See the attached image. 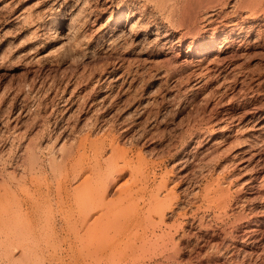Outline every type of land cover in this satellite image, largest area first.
<instances>
[{
    "label": "rangeland",
    "instance_id": "1",
    "mask_svg": "<svg viewBox=\"0 0 264 264\" xmlns=\"http://www.w3.org/2000/svg\"><path fill=\"white\" fill-rule=\"evenodd\" d=\"M133 1L0 0V264H264V229L260 230V233L258 232L259 236L257 237L250 229L254 226L248 223L253 215L264 212L263 186L259 189L257 187L254 190L249 189L250 179L252 178L255 179V184L256 182L264 184V151L252 161L248 158L239 159L241 154H237L238 157L232 156L233 153L243 151L250 144L258 149L262 147L261 145H264V0H254V5L251 4L253 0L248 3L250 6L255 7L256 10L254 9V11H252L253 6H251V9L248 5L245 6L246 8L244 7L245 9L243 8L245 1L228 0L229 2L219 12L221 18L217 21L218 25L224 21V24L227 23L228 25L227 30H229L237 24L235 29L239 30L241 35L235 37L237 43L234 50L240 49V53L246 51L244 55L241 54L242 57L234 58L235 60L233 58L227 59L226 62H221L219 65L215 63L216 59L214 58L212 62L216 65L213 63L209 65L213 67H210L212 70L204 68L203 71L201 70L202 73H200L201 71L198 73L194 69L192 71L191 67H184L183 71L177 73L178 75L169 73L162 64L160 65V62L163 63V58L166 55L171 57L175 53H178L175 57L178 59V65H181L183 61L185 62L187 57L189 61L192 60L193 57L190 56L187 50L188 47H186L189 46L191 38L188 37L182 40L183 31L172 29L165 16L161 17V15L156 14L155 19L156 15H154L155 12L151 9L152 7L145 6V9L142 3L130 7ZM171 2H169V5ZM128 8L132 9L131 13L133 11L132 17L127 22L128 25L136 23L140 26L149 25L148 29L147 26H144L145 30L143 29L144 31L138 36L137 41L140 42L139 48L145 49L141 50L147 52L151 49L153 55L148 56L149 58L147 57L148 59L140 64L141 66L135 62L132 65L133 58L130 61L129 59H116L117 50L111 46L115 35L120 31V26L115 23L116 16L121 9ZM138 11L144 12L143 14L147 16L144 18V15H141ZM259 11L260 13H258ZM53 14L58 15L63 26L73 23L77 34L82 35L81 43L83 46L80 52L69 53L64 51L63 53H66V56L63 53H58V49L65 48L63 45L64 40L59 39L64 29H61L58 25L52 31L47 29ZM148 15H151V18ZM71 20L72 23H70ZM221 37H225V32H222ZM254 39L257 40L253 41ZM181 41L184 42H182V46H180ZM249 42H251L250 45ZM131 43V39L124 40L125 46L131 45ZM219 45V43L216 44L214 50L218 49ZM167 46L168 48H166ZM160 49L162 52H160ZM213 51L212 54L209 52V60L210 57L213 58L216 55V52ZM171 52L173 53L171 54ZM130 65L131 67H129ZM160 66L161 68H159ZM214 68H216L215 71ZM133 69L134 73L137 74H132ZM123 70H126V74L128 72V76L124 73V78H121V81L115 85V80H111L112 76ZM208 71L211 72L208 73ZM204 72H206L205 76ZM211 73L220 75V78H224L223 82L219 78L218 84V80L215 81L217 75L213 79ZM205 77L208 79L207 83ZM109 88L112 91L113 98H118H114L117 104L122 107L124 105L125 113L129 115L131 112L129 116L133 115V119L136 120L137 126L135 125L127 137L122 136L119 125L112 126L115 121V117L111 115L112 113L106 108L104 110L102 108V100L100 99L110 90ZM208 91L210 92L208 93ZM211 92H213V95L209 98ZM203 93L208 96H205V98ZM231 106L233 117L228 122L232 120L235 125L240 124L239 127L236 125L239 134L237 132L233 133L232 129L225 130V124H229L224 121L222 123V120H216L219 116L212 117L211 114L214 110L219 113L220 110L224 111L225 108ZM135 114L138 115L135 117ZM111 121L112 125L109 123ZM211 121L213 123L217 122L216 126L215 123H210ZM93 123H96V125H93ZM104 123L106 126L111 125L113 128L111 126L106 127ZM210 124L214 127L212 125L210 127ZM204 125H206V128ZM241 125L246 128L239 129ZM99 128L100 130H98ZM118 128L119 130H117ZM202 128L205 129L202 131ZM101 129L104 130L101 131ZM143 129L145 130L141 134L140 130ZM198 130L201 131L200 135ZM119 131L121 134H119ZM201 134L205 135V138ZM225 134H228V139L225 138ZM223 136L225 139L222 138ZM237 137L238 139L235 140ZM116 138H119L117 139L119 141ZM214 138L215 140L221 138L222 140L219 141L223 142L218 144V140L213 141ZM80 140L87 145L86 155L84 154L82 160L80 159L83 163H86L85 166L96 164L98 160L93 158L95 155H93L94 151L91 148L92 142H96L97 145L101 144V146L104 144V147H107L106 150L108 151L104 158L111 155V144L114 142L118 144L119 142L120 148L128 153L130 157L129 162L124 159L120 162L123 167L125 164L126 173L123 174L118 184H121L124 189L130 187L129 190L133 189L134 192L138 190V192L136 191V197L140 195L146 200L153 188L152 186L155 184L154 182L156 181V184H158L159 178L161 179L164 173L168 176L171 174L170 176L175 180V183L172 182L170 188L175 193L177 191L179 198L183 196L185 198H182L183 201L188 200L184 203L188 205L186 206L187 209L184 205L182 207L185 208H182V211L180 210L181 216L184 211L183 216L187 214L186 217L182 218L178 215L179 217L170 218L168 224L171 223L172 226H177L174 227L175 230H172L173 227L171 226V228L169 224L170 228L168 227L166 232L171 234L164 238L153 237L149 228L140 230L139 235L126 232L120 237L115 233L117 220L112 219L116 224L114 225L113 221L110 220L111 217L108 219L112 223L104 220L107 225L103 224L105 227H102V229L100 227L103 225H100V222L99 225L97 223L98 227L96 223L95 226L88 225L93 227L92 231L89 232L90 229L88 230L86 224L85 226L82 225V220L85 218L84 214H86V212H81L83 208L80 205L83 203L81 202L82 204L78 206L73 201H79L80 198H83L82 196L79 199L75 198L79 195L75 194L72 189L76 185L80 186L81 189L82 185L78 182L81 183L85 176L84 174V176L75 179V175H72L76 174L77 171L72 167L75 166L73 165L74 161L79 160L80 156H77V154L76 159L67 163V166L62 167V169H60L59 164L62 163L59 157L60 152L63 151L61 149H64V147L69 148L73 144L76 145ZM196 140L198 144L200 143V146H197ZM203 141H206V143ZM211 141L216 143L213 145ZM236 141H240V143ZM241 141L244 142L241 143ZM51 147H54L53 149L56 152ZM51 149L55 152L54 156L57 155L58 157H56L60 158L56 161V167L53 164L54 168H52V161L49 158L50 154H53ZM262 149L264 150V146ZM224 152L226 154H223ZM197 153L200 154V158L198 155H194ZM218 153H221L220 158ZM213 156L218 159V163ZM188 158L189 161L186 162ZM205 158L207 160L208 158H214L215 162L210 159V162L211 160L212 162L208 161L211 164L208 165ZM179 159L184 161H179ZM198 160L200 163L202 162V167V164L207 162L204 166L208 165L210 170L205 167L202 170ZM202 160H204V163ZM72 162L73 164H71ZM184 162H186V165L183 164ZM151 163H154L153 166H151ZM195 163L197 164L196 167L201 168H195ZM224 163L226 169L224 168L225 165L223 166ZM70 164L71 167H69ZM155 164L156 166H154ZM68 167L69 169H67ZM179 167L180 171L178 170L177 173ZM65 168L67 171L66 179ZM171 168L173 171H171ZM166 169H170L171 173L165 172L168 171ZM132 170L133 173H136L133 174ZM147 171L150 174L148 179L144 175ZM154 171L158 174L157 177L151 174ZM186 171L192 172L193 175L186 174ZM138 172L145 173L140 174ZM161 172H163L162 175H160ZM131 173L132 176L135 175L133 178ZM181 173H183V176ZM184 174L188 176L186 177ZM87 175L86 173V177ZM137 178L140 179L136 181ZM144 178L146 180H143ZM177 179H181L182 182ZM213 179H217L218 183L223 182V186L225 184L224 187L227 186L229 189L228 213L226 215L218 208L216 209L217 206L215 205L207 207L208 202L206 203L204 198V193L207 190L205 185L207 181L208 183L215 181ZM178 181L180 182L176 183ZM224 181L230 185H226ZM126 184L128 186L125 188ZM139 184L143 186L141 188L143 193L140 189L141 186L137 188ZM214 184V187H216V183ZM59 185L64 197L67 195L64 194L67 190L65 188H70L74 192L69 193L71 195H67L63 199L64 205H62V201L59 200L61 198L57 195ZM63 185L65 186L63 187ZM118 187L115 189H118ZM78 190L77 193L80 191ZM61 191L59 190V193ZM190 194L197 195H195L197 202L194 200V196L192 197ZM114 195L118 196L119 194L115 192ZM114 195L112 193L111 198L115 200L117 198ZM142 200L141 204L144 201ZM190 201H194L193 203H197V205L190 203ZM98 203L99 201H96L92 207V211H98L95 216L100 213V207H98L100 204ZM83 211H86V208ZM219 212L223 214V217ZM173 222L177 224H173ZM82 226L87 229L85 230ZM176 227H178L177 230ZM160 232L158 231V233ZM114 233L117 237H113L115 236ZM89 234L91 237L88 236ZM172 234L175 235V241L168 239ZM154 239L155 241L157 239L158 242H154ZM174 242L175 244L172 245ZM177 243L180 246L178 251L181 250V253L180 251L177 253L175 250ZM165 247H168V249ZM170 248L175 250L177 254ZM163 250L165 251L163 252ZM172 253L178 257V260H176V257L174 259L167 258L168 254ZM173 254L170 257H173ZM210 255L212 259L209 257Z\"/></svg>",
    "mask_w": 264,
    "mask_h": 264
},
{
    "label": "bare ground",
    "instance_id": "2",
    "mask_svg": "<svg viewBox=\"0 0 264 264\" xmlns=\"http://www.w3.org/2000/svg\"><path fill=\"white\" fill-rule=\"evenodd\" d=\"M172 1V2H171ZM241 1H245L246 3L244 4V6H243V8L245 7V6H250V4H248V3H250V2H252L251 0H241ZM240 1V2H241ZM169 2H171V4L169 5ZM227 2H229L228 0H134L133 1V3L130 5V7H135V6H137L138 4H140V3H142L143 4V7H148V6H150V8L151 9H153V11L155 12V14L154 15H161V17L162 16H165L166 18L165 19H167L168 20V24H170V26H171V28L172 29H180V30H182L183 31V33H182V40L183 39H185V38H191V41H190V43H189V46H186V47H188V52H189V54H190V56H192L193 57V59L192 60H188V57H187V59H185V62L183 61V63L181 64V65H178V59H176L175 57H176V55L178 54V53H175V55H172L171 57L170 56H167L166 55V57L165 58H163L164 60H163V63H161L160 62V65L162 64V66L163 67H165L166 68V70L169 72V73H171V74H174V75H176L177 73H179L180 71H183L184 69V67H186V68H192V71H193V69L195 70V71H197L198 73H199V71H203V69L204 68H206V69H208V70H212V69H210V67L211 66H209L210 65V63H213L212 62V59L214 60V58L216 59L215 60V63L217 64V65H219V64H221V62L223 63V62H226V60L227 59H237V57L239 58V57H242L241 56V54H245L246 53V51L244 52V53H240V49H238V50H234V46L236 45V43H237V40H235V37H237V35H241V32H239V30L237 31L236 29H235V26H236V28H237V24H235L234 25V27L233 28H229V30H227L228 29V25H227V23L226 24H224V21H222L221 22V24L220 25H218L217 24V21L218 20H220V18H221V14L219 15V12L222 10V7L224 6V5H226V3ZM254 0H253V2L251 3V4H253L254 5ZM264 2V1H263ZM138 3V4H137ZM258 3V2H257ZM238 4V3H237ZM242 4V5H243ZM253 5H251V6H253ZM169 6V7H168ZM250 6V9L252 8ZM256 6V5H255ZM143 7H142V9H143ZM146 7H145V9H146ZM168 7V8H167ZM239 7H241V6H239ZM254 7V6H253ZM242 8V7H241ZM241 8H240V10H241ZM246 8V7H245ZM244 8V9H245ZM257 8V7H256ZM142 9L140 8V10L142 11ZM254 9H255V7L253 8V10L252 11H254ZM263 9V8H262ZM261 9V10H262ZM132 9L131 8H128V9H121V11H119L118 12V14H117V16H116V19H115V23H117L119 26H120V31L115 35V38L113 39V42H112V48H114L115 50H117L116 51V56H115V58L116 59H120V60H128L129 59V61L133 58V62H131L132 63V65H133V63L135 62V63H138L139 65L140 64H142L143 62H146V60L149 58L148 56H152L153 55V50H151V49H149L147 52H144L143 50H145V49H143V48H141V49H143V50H141L140 48H139V45H140V42L139 41H137V38H138V36H140L142 33H143V31L145 30V27L147 26H145V25H143V26H140V24H138V23H136V24H132L131 22V24L132 25H128V20H129V18L130 17H132L131 16V14H133V11H132V13L130 12ZM239 10V11H240ZM243 10V9H242ZM256 10V9H255ZM141 11L139 12V13H141ZM143 11H145V10H143ZM166 11H167V13H166ZM263 11H264V9H263ZM152 12V11H151ZM153 12V13H154ZM251 12V11H250ZM144 12H142L141 13V15H144V18L147 16L146 14H143ZM147 13V12H146ZM166 13V14H165ZM258 13H260V11L258 12ZM262 13V12H261ZM150 14H152V13H150ZM263 14H264V12H263ZM140 15V14H139ZM141 15H140V17H141ZM157 15L155 16V19H156V17H157ZM167 15V16H166ZM149 16V15H148ZM151 16V15H150ZM149 16V17H150ZM223 16V15H222ZM225 16H227V15H225ZM258 16V15H257ZM139 17V18H140ZM148 17V18H149ZM160 17V18H161ZM151 18V17H150ZM245 18V17H244ZM254 18H257V17H254ZM73 19V18H72ZM141 19V18H140ZM143 19V18H142ZM162 19H164V18H162ZM234 19V18H233ZM61 19H59V17H58V15L57 14H53L52 15V17H51V19H50V23H49V25L47 26V29L48 30H50V31H52L54 28H55V26L56 25H58L61 29H64V32H63V34H61L60 35V38L59 39H61V40H64L63 42V45L65 46V48L64 49H61L60 47V49H58L57 51H58V53H63L64 51H66V52H71V53H77V52H80L81 51V48H82V46H83V44L81 43L82 42V40H81V37H82V35H80V34H77V32L75 31V27H74V25H73V21L71 20L70 21V23H72V24H68V25H61L62 24V22L60 21ZM137 20H138V18H137ZM136 20V21H137ZM144 20V19H143ZM167 20H166V22H167ZM60 21V22H59ZM135 21V22H136ZM75 22V21H74ZM134 22V23H135ZM237 22V21H236ZM140 23V22H139ZM145 26V27H144ZM230 26V25H229ZM144 27V28H143ZM232 27V26H231ZM147 29L149 28V25L146 27ZM170 28V29H171ZM144 29V30H143ZM244 31V30H243ZM146 32V31H145ZM152 32V31H151ZM222 32H225V37H221V34H222ZM156 33V32H155ZM244 33V32H243ZM260 33V32H259ZM166 34H168V33H166ZM264 34V33H263ZM165 37V36H164ZM241 37V36H240ZM264 37V36H263ZM126 39H131L132 40V43H131V45H127V46H125L124 45V40H126ZM261 39V38H260ZM259 39V40H260ZM239 40V39H238ZM257 40V39H256ZM255 39L253 40V41H256ZM185 41V40H184ZM245 41V40H244ZM247 41V40H246ZM183 41H181V45L180 46H182L183 45V43H182ZM186 43V42H185ZM220 44L219 45V47H218V49H216V50H214V47L216 46V44ZM250 43L251 42H249V45H250ZM262 43H263V41H262ZM196 44V45H195ZM253 44V43H252ZM188 45V44H187ZM261 45V44H260ZM264 45V44H263ZM165 46V45H164ZM62 47V46H61ZM148 47V46H147ZM170 47H172V46H170ZM175 47V46H174ZM173 47V48H174ZM248 47V46H247ZM166 48H168V46L166 47ZM165 48V49H166ZM172 48V49H173ZM177 48V47H176ZM147 49V48H146ZM164 49V48H163ZM171 49V48H170ZM230 50V51H227V50ZM242 49V48H241ZM249 49V48H248ZM174 50V49H173ZM215 51L216 52V55H214L215 57H210L211 59L209 60V58H208V56H209V52L211 53L212 51ZM213 51V52H214ZM254 51V50H253ZM160 52H162V50L160 49ZM176 52V51H175ZM68 53V54H69ZM165 53H166V51H165ZM173 52H171V54H172ZM181 53V52H180ZM64 54V53H63ZM66 54V53H65ZM64 54V55H65ZM79 54V53H78ZM212 54V53H211ZM250 54V53H249ZM248 54V55H249ZM71 55H73V54H71ZM76 55V54H75ZM247 55V56H248ZM63 56V55H62ZM66 56V55H65ZM64 56V57H65ZM178 56H180V55H178ZM211 56V55H210ZM68 57V56H67ZM148 57V58H147ZM248 57H250V56H248ZM248 57H244V58H248ZM234 59V60H235ZM231 61V60H230ZM229 61V62H230ZM233 61V60H232ZM130 63V62H129ZM130 63V64H131ZM159 63V62H158ZM231 63V62H230ZM137 64V65H138ZM214 64V63H213ZM212 64V65H213ZM216 64H214V65H216ZM228 65V64H227ZM141 66V65H140ZM229 66V65H228ZM129 67H131V65L129 66ZM128 67V68H129ZM138 68H139V66H137ZM219 67V66H218ZM223 67V66H222ZM225 67V66H224ZM227 67V66H226ZM233 67V66H232ZM234 67H235V65H234ZM237 67V66H236ZM159 68H161V66L159 67ZM165 68H163V69H165ZM211 68H213V67H211ZM157 69V68H156ZM183 69V70H182ZM215 69L216 68H214V71H215ZM220 69V68H219ZM222 69V68H221ZM226 69V68H225ZM229 69V68H228ZM132 69L130 68V71H131ZM161 70V69H160ZM165 70V71H166ZM217 70H218V68H217ZM232 70V69H231ZM124 71V70H123ZM123 71H119L118 73H116L115 75H113L112 76V79L111 80H115L114 81V83H115V85H116V83H118L119 81H121V78L123 79L124 78V73L126 74V70L123 72ZM136 71H138V70H136ZM135 71V72H136ZM202 71L200 72V73H202ZM206 71V70H205ZM221 71V70H220ZM220 71H219V73H220ZM155 72H156V70H155ZM158 72H160L159 70H158ZM164 72V71H163ZM196 72V73H197ZM207 72V71H206ZM206 72H204L203 74H204V76H205V73ZM209 72H211V71H208V73ZM218 72V71H217ZM161 73V72H160ZM164 73H166V72H164ZM207 73V74H208ZM213 73V72H212ZM211 73V75H213ZM129 74H131L130 72H129ZM132 74H137V73H134V69H133V72H132ZM139 74V73H138ZM162 74V73H161ZM202 74V75H203ZM224 74V73H223ZM127 76H128V72H127V74H126ZM159 75V74H158ZM178 75V74H177ZM198 75V74H197ZM210 75V74H209ZM215 75H217L216 77H215V81L216 80H218L219 78H220V75H218V74H214L213 75V77H211V78H213L214 79V76ZM221 76H222V74H221ZM171 77H173V76H171ZM202 77V76H201ZM206 78V77H205ZM207 78L209 79L210 77L207 75ZM206 78V79H207ZM226 78V77H225ZM199 79H201L200 77H199ZM208 79L207 80H205L206 81V83L208 82ZM221 79V81L224 79H222V78H220ZM110 80V81H111ZM203 80V81H204ZM210 80V79H209ZM228 81V80H227ZM201 82V81H200ZM212 82V81H211ZM210 82V83H211ZM223 82V81H222ZM204 83V82H203ZM203 83H201V84H203ZM216 84H217V82H215ZM200 84V85H201ZM218 84H219V80H218ZM220 84H223V83H221L220 82ZM205 85V84H204ZM211 85V84H210ZM111 86H112V84H111ZM203 86V85H202ZM219 86V85H218ZM223 86H225L224 84H223ZM109 87H110V85H109ZM220 87H221V85H220ZM108 89V88H107ZM110 89V88H109ZM213 89V88H212ZM217 89H218V87H217ZM210 90V89H209ZM211 91V90H210ZM210 91H208V93L210 92ZM213 91V90H212ZM207 93V94H208ZM212 93V94H211ZM210 93V96H208V95H205L204 93V97L206 96H208L209 98L213 95V92H211ZM223 93V92H222ZM202 94V95H203ZM222 95V94H221ZM205 97V98H206ZM115 98V97H114ZM114 98H113V94H112V91H111V89L110 90H108L103 96H102V98L100 99V100H102L101 102H102V108H103V110H104V108H106L108 111H110V113H112L111 115H113L115 118V121L112 123V119H113V116L111 117L112 119V121L111 122H109L113 127H115V124L118 126H120V131L122 132V136H126L127 137V135L129 134V132H131V130H133L134 129V127H135V125H136V120L135 119H133V115L132 116H129L130 114H131V112H130V114L128 115V113H125V110H124V105H123V107L122 106H120L119 104H117V101L116 100H114ZM115 99H118V98H115ZM65 100V99H64ZM123 100V99H122ZM208 100V99H207ZM75 101V100H74ZM120 102V101H119ZM70 103H72V102H70ZM121 103V102H120ZM125 103V102H124ZM64 104H66V103H64ZM128 104V103H127ZM222 104V103H221ZM101 105V104H100ZM66 106V105H65ZM75 106V105H74ZM80 106V105H79ZM82 106V105H81ZM80 106V107H81ZM84 106V105H83ZM88 106H90V105H88ZM87 106V107H88ZM129 106V105H128ZM68 107V106H67ZM71 107V106H70ZM126 107V106H125ZM145 107V106H144ZM218 107V106H217ZM83 108V107H82ZM65 109V108H64ZM206 109V108H205ZM215 109V108H214ZM68 110V109H67ZM140 110V109H139ZM231 110H233V108H232V106L230 107V108H225V110L223 111H219V113L218 112H215L216 110H214V112L213 111H210V112H213V113H211L212 114V117L214 116V117H216V116H219V117H217V119L216 120H222V123H223V121L226 123H228L229 125H227V124H225V130H228V129H232V132L233 133H238L239 134V130L237 131V128H236V125H238V127L240 126V124H234L235 122L234 121H232L231 120V122H228V120L229 119H231L233 116H232V112L233 111H231ZM236 110V109H235ZM79 111H80V109H79ZM84 111V110H83ZM95 111V110H94ZM254 111V110H253ZM66 112V111H65ZM97 112V111H96ZM141 112H143L142 110H141ZM80 113V112H79ZM204 113V112H203ZM208 113H209V111H208ZM238 113V112H237ZM62 114V113H61ZM125 114H127V115H125ZM138 114H140V112H138ZM138 114H135V117H136V115H138ZM220 114V115H219ZM70 115V114H69ZM82 115V114H81ZM110 115V116H111ZM244 115V114H243ZM202 116H203V114H202ZM205 117H207V116H205ZM210 117V116H209ZM211 117V118H212ZM236 117V116H235ZM106 118V117H105ZM141 118V117H140ZM210 118V119H211ZM100 119V118H99ZM204 119V118H203ZM213 119V118H212ZM211 119V120H212ZM259 119V118H258ZM88 120V119H87ZM103 120V119H102ZM205 120V119H204ZM207 120H209V119H207ZM206 120V121H207ZM233 120H234V118H233ZM89 121V120H88ZM96 121H98V120H96ZM95 121V122H96ZM104 121V120H103ZM110 121V120H109ZM139 121V120H138ZM230 121V120H229ZM240 120L238 119V122H239ZM90 123H91V121H89ZM104 122H106V121H104ZM201 122H202V120H201ZM89 123V124H90ZM97 123V122H96ZM96 123H93V125H96ZM108 123V124H109ZM198 123V122H197ZM205 123V122H204ZM207 123L209 124V122L207 121ZM210 123H213L212 121L210 122ZM215 123V122H214ZM213 123V124H214ZM217 123V122H216ZM216 123H215V126H216ZM219 123V122H218ZM102 124V123H101ZM105 124V123H104ZM137 124H138V122H137ZM200 124V123H199ZM202 124V123H201ZM206 124V123H205ZM207 124V125H208ZM76 125V124H75ZM85 125V124H84ZM88 125V124H87ZM111 125H107V126H111ZM211 125L212 124H210V127H211ZM73 126V125H72ZM100 126V125H99ZM98 126V127H99ZM102 126V125H101ZM105 126H106V124H105ZM106 126V127H107ZM111 126V127H112ZM137 126V125H136ZM200 126V125H199ZM206 125H204V127H205ZM209 126V125H208ZM207 126V127H208ZM213 127H214V125H212ZM82 127V126H81ZM95 127V126H94ZM97 127V128H98ZM112 127V128H113ZM203 127V126H202ZM218 127V126H217ZM220 127V126H219ZM218 127V128H219ZM222 127H224L223 125H222ZM243 126L241 125V127L239 128V129H245L244 127L242 128ZM75 128V127H74ZM78 128V127H77ZM101 128V127H100ZM100 128L98 129V130H100ZM102 128H104V127H102ZM200 128H201V126H200ZM206 128V127H205ZM205 128H202V131H203V129H205ZM221 128V127H220ZM236 128V129H235ZM82 129V128H81ZM109 129V128H108ZM139 129V128H138ZM137 129V130H138ZM102 130H104V129H101V131ZM107 130V129H106ZM114 130V129H113ZM112 130V131H113ZM117 130H119V128L117 129ZM136 130V129H135ZM145 129H143V130H140L141 131V134H142V132L144 131ZM211 130V129H210ZM209 130V133L211 132ZM214 131H215V128L213 129ZM219 130V129H218ZM222 130V129H221ZM220 130V131H221ZM224 130V129H223ZM81 131V130H80ZM83 131V130H82ZM110 131V130H109ZM108 131V132H109ZM119 131V132H120ZM139 131V132H140ZM190 131V130H189ZM188 131V132H189ZM242 131V130H241ZM121 132L119 133V134H121ZM194 132H196V131H194ZM193 132V133H194ZM200 132L201 131H199L198 130V134L200 135ZM204 132H206V131H204ZM222 132V131H221ZM227 132V131H226ZM138 133V132H137ZM192 133V134H193ZM209 133H207V135H209ZM213 133V132H212ZM224 133H225V131H224ZM75 134V133H74ZM79 134V133H78ZM113 134V133H112ZM147 134V133H146ZM206 134V133H205ZM229 134V133H228ZM228 134H225L226 135V139H228L227 137H228ZM107 135H108V133H107ZM130 135H131V133H130ZM202 135V134H201ZM206 135V136H207ZM233 135V134H232ZM151 136V135H150ZM203 136V135H202ZM202 136H200V137H202ZM205 136V135H204ZM203 136V137H204ZM230 136V135H229ZM86 137V136H85ZM85 137H84V139H85ZM107 137V136H106ZM114 137V136H113ZM118 137V136H117ZM152 137V136H151ZM196 137V136H195ZM208 137H210V135L208 136ZM207 137V138H208ZM122 138V137H121ZM134 138V137H133ZM199 138V137H198ZM198 138H197V140H198ZM205 138V137H204ZM206 138V139H207ZM222 138H224V136L222 137ZM224 138V139H225ZM117 139H119V138H116V140ZM127 139V138H126ZM152 139H154V138H152ZM202 139V138H201ZM200 139V140H201ZM205 139V140H206ZM213 139V138H212ZM221 138H219V140H220ZM223 139V140H224ZM230 139V138H229ZM238 139V137L235 139V140H237ZM240 139V138H239ZM82 140V139H81ZM81 140H80V142H78L76 145L75 144H73V145H71V147H69V148H65L64 147V149L62 148L61 150H63V151H61L62 152V154H61V152H60V158H57L56 156H54L55 155V150L53 149L54 147H51L52 149H51V151H52V153L53 154H50V156L52 157H50L49 156V158L51 159V161H52V164H51V166H53V164L55 165L57 162L56 161H58L59 159H60V161L62 162V163H59L60 164V169H62V167L64 168V166L66 167L67 166V163H70L71 161H74L75 159H76V155L77 156H80L79 157V160H75L74 161V164H73V162L71 163V164H73V165H75V166H72L71 164H70V166L69 167H73L75 170L77 169V171H76V174H72L73 176L75 175V179H78V178H80V176H84V174H85V176H84V179H85V181H84V179H83V177H81L83 180H82V182L81 183H79L78 181V184H80V185H82L81 187V189H80V186H78V185H76V187L75 188H78V189H76L75 190V188H72L74 191H75V194H77V195H79V196H74L75 198H77V199H79L81 196L83 197V198H80L81 199V201H80V199H79V201L77 200H73L74 201V203H77L76 205H78L79 206V204H82L83 205V207H82V205H80L81 206V208H83L84 210H85V208H86V211H83V209H82V211L81 212H86V214H84L85 215V218H84V220H82V222H83V224L82 225H84L85 226V224H86V226L88 227V230H89V232L90 231H92L91 229L93 228V227H89V226H93L95 223H96V226H97V223H98V225H99V222H100V225L102 224H105V225H107L106 224V222L104 221V220H108L109 221V219H110V217H111V219L110 220H112V219H114V221L115 220H117L116 221V223H117V226L115 227V233L118 235V236H120V235H122V234H125L126 232H130V233H135V234H138L139 235V231L141 230L142 231V229L143 228H149V229H151V232H152V236L154 237V236H156L157 238H159V237H162V238H164V237H167L168 235H170L171 233H167L166 232V229L169 227V224H170V227L172 226L171 225V223H169L168 224V220L171 218L172 219V217H174V216H181V213H180V210L182 209V208H185L186 206H188V205H185L184 203L185 202H187V201H183L182 200V198H184L183 196L182 197H178V195H177V191H176V193L172 190V188H170V186L173 184L172 182H174L175 180L174 179H172L171 178V174L168 176V174L166 175L165 173V175L163 174V176H161L162 178V180L159 178V182H157L158 184H156V181L154 182L155 184H154V186H152L153 188L151 189V192H150V196L148 197L147 196V199L145 200V198L143 197H140V195L138 196V197H136V193L138 192V190H135V192L133 191V189H130L129 190V188L130 187H128L127 189H124V187L121 185V184H118V182H119V180L123 177V174L124 173H126L125 172V168L124 167H126L125 166V164H124V167L120 164V162H122L123 161V159L125 160V161H128L129 162V157L130 156H128L129 154L128 153H125L124 152V150L122 149V148H120V146L118 145L119 144V142H118V144L116 143V142H114V143H112L111 144V155L109 156V157H107V158H104L105 157V155H106V153H107V151L108 150H106V148L107 147H104V144H103V146H101V144L100 145H97L96 144V142L94 143V142H92L91 143V148H92V150L94 151V154L93 155H95V156H97V157H95V156H93V158H95L96 160H97V162L96 161H94V162H96V164H93V165H87V166H85V164L86 163H83L81 160V158H82V156H84V154H85V152H86V144H85V142H81ZM106 140V139H105ZM115 140V138L113 139V141ZM124 140V139H123ZM146 140V139H145ZM147 140H150V139H147ZM197 140H196V143H197ZM203 140V139H202ZM216 140H218V139H216ZM215 140V138H214V140L213 141H216ZM218 140V144H219V142H223V141H219ZM222 140V139H221ZM240 140H242V139H240ZM110 141H112V140H110ZM117 141H119V140H117ZM182 141V140H181ZM213 141H211L212 143H213V145L216 143H214ZM225 141V140H224ZM101 142H104V141H101ZM150 142V141H149ZM153 142V141H152ZM195 142V141H194ZM198 142H200L199 140H198ZM203 142H205L206 143V141H203ZM203 142H201V143H203ZM226 142V141H225ZM233 142V141H232ZM236 142H238V141H236ZM242 142H244V141H241V143ZM184 143V142H183ZM210 143V142H209ZM230 143V142H229ZM234 143H235V141H234ZM238 143H240V141L238 142ZM110 144V143H109ZM156 144V143H155ZM158 144V143H157ZM200 144V143H199ZM198 143H197V146H200ZM237 144V143H236ZM217 145V144H216ZM230 146H231V144H229ZM235 145V144H234ZM233 146V145H232ZM236 146V145H235ZM262 147H260L261 149L263 148V146L264 145H261ZM110 147V146H109ZM170 148H171V146H169ZM230 148V147H229ZM234 148V147H233ZM258 149V148H256L253 144H250L249 145V147H246V148H244V150L242 151H240L239 153H237V151H236V153H233V155L232 156H234V157H238V155L237 154H241L240 156V158L239 159H243V158H248V160H254L255 158H256V156L257 155H259V154H261V152L262 151H264L263 149L261 150V149ZM50 149V148H49ZM68 149V150H67ZM174 149V148H173ZM207 149V148H206ZM228 149V148H227ZM226 149V150H227ZM123 150V151H122ZM126 150V149H125ZM170 150V149H169ZM259 150H261V151H259ZM81 151H83V152H81ZM126 151H128V150H126ZM132 152V151H131ZM166 153L168 152V151H165ZM219 152V151H218ZM221 152H223V151H221ZM227 152V155H228V150L226 151ZM51 153V152H50ZM82 153V154H81ZM165 153V154H166ZM199 153H200V151H199ZM185 154V153H184ZM202 154V153H201ZM203 154H204V152H203ZM219 154V153H218ZM221 154V153H220ZM220 154H219V158H220ZM223 154H226L225 152L223 153ZM86 155V154H85ZM194 155H198V153L197 154H194ZM193 155V156H194ZM200 155V154H199ZM199 155H198V157H199ZM174 156V155H173ZM186 156V155H185ZM201 156H203V157H205L204 155H201ZM216 156V155H215ZM215 156H213V157H215ZM182 157V156H181ZM195 157V156H194ZM203 157H201L202 159H204ZM217 157V158H218ZM183 158V157H182ZM200 158V157H199ZM222 158V157H221ZM50 159H48V160H50ZM58 159V160H57ZM81 159V160H80ZM102 159V160H101ZM184 159V158H183ZM183 159H179V161L181 160V161H184ZM198 159V158H197ZM206 159V158H205ZM210 159H212V160H214V162H215V159H216V157H215V159L214 158H210ZM210 159L208 158V160L206 159V161L208 162H210ZM47 160V161H48ZM104 160V161H103ZM122 160V161H121ZM195 160V159H194ZM193 160V161H194ZM201 160V159H200ZM212 160H211V162H212ZM237 160V159H236ZM102 161H103V163L106 165H104L103 163H102ZM187 161H189V158L188 159H186V162ZM190 161H191V159H190ZM203 161V163H204V160H202ZM37 162V161H36ZM127 162V163H128ZM132 162V161H131ZM156 162V161H155ZM186 162H184L183 164H185ZM194 162H197V161H194ZM198 162H199V166H201V163H200V161L198 160ZM207 162H205V164H207ZM208 162V165L211 163H209ZM213 162V163H214ZM216 162L218 163V159H216ZM42 163H43V161H42ZM47 163V162H46ZM51 163V162H50ZM158 163V162H157ZM178 163V162H177ZM182 163V162H181ZM45 164V163H44ZM154 164V163H153ZM153 164L151 163V166H153ZM175 164H176V162H175ZM193 164V163H192ZM205 164H202L203 165V167L201 168V167H196V163L194 164L195 165V168H201L202 170L203 169H205V168H208V165H206V166H204ZM41 165H43V164H41ZM46 165V164H45ZM62 165V166H61ZM186 165V164H185ZM185 165H182L183 167L185 166ZM211 165V164H210ZM225 165V163L223 164V166ZM50 166V165H49ZM154 166H156V164L154 165ZM188 166V165H187ZM191 166V165H190ZM45 167V166H44ZM43 167V168H44ZM55 167H56V165H55ZM58 167H59V165H58ZM69 167L67 168V169H69ZM182 167V168H183ZM205 167V168H204ZM226 167V165L224 166V168ZM40 168V167H39ZM52 168H54V166L52 167ZM154 168V167H153ZM156 168V167H155ZM175 168H177L176 166H175ZM221 168H223V167H221ZM223 168V169H224ZM228 168V167H227ZM59 169V168H58ZM73 169V170H74ZM151 169V168H150ZM172 169V168H171ZM192 169V168H191ZM193 169H194V167H193ZM209 170H210V168H208ZM208 169H207V172H208ZM226 169V168H225ZM224 169V170H225ZM41 170H42V167H41ZM166 170H168V169H166ZM170 170V169H169ZM168 170V171H169ZM178 170L180 171V167H179V169H177V173H178ZM198 170V169H197ZM62 171V170H61ZM63 171H64V169H63ZM151 171H153V170H151ZM157 171V170H156ZM168 171H165V172H167V173H171L170 171L168 172ZM171 171H173V169L171 170ZM190 171H193V170H190ZM189 171V172H190ZM201 171V170H200ZM206 171V170H205ZM204 171V172H205ZM71 172V171H70ZM74 172V171H73ZM72 172V173H73ZM135 172V171H134ZM189 172H187L186 171V174H188ZM198 172H199V170H198ZM203 172V171H202ZM202 172H200L201 174H202ZM59 173H60V171H59ZM69 173V172H68ZM75 173V172H74ZM86 173L88 174L87 175V177H86ZM132 173H133V170H132ZM132 173H131V176H132ZM136 173V172H135ZM135 173H133V174H135ZM138 173H140V172H138ZM142 174H144L143 172H141ZM140 173V174H141ZM147 173H148V171H147ZM147 173H145L144 175L147 177V179H148V177H150V174L148 173V175H146ZM151 173V172H150ZM162 173L163 172H161L160 173V175H162ZM174 173H176L175 171H174ZM185 173V172H184ZM195 173V172H194ZM209 173V172H208ZM62 174H64V173H62ZM151 174H153V176L154 177H157V173L154 171L153 173H151ZM180 174V173H179ZM182 174V176H183V173H181ZM186 174H184L185 176H186ZM189 174H192V172L191 173H189ZM188 174V175H189ZM196 174V173H195ZM204 174V173H203ZM205 174H207V173H205ZM71 175V174H70ZM138 175V174H137ZM136 175V176H137ZM143 175V176H144ZM175 175V174H174ZM187 175V176H188ZM193 175V174H192ZM197 175V174H196ZM64 176V175H63ZM66 176H67V171H66V168H65V179H66ZM72 176V177H73ZM130 176V177H131ZM135 176V175H134ZM134 176H132V178L134 177ZM142 176V175H141ZM140 176V177H141ZM186 176V177H187ZM191 176V175H190ZM198 176V175H197ZM196 176V177H197ZM153 177V178H154ZM203 177H205V176H203ZM68 178H69V176H68ZM68 178H67V180H68ZM153 178H151V179H153ZM178 178H179V175H178ZM206 178V177H205ZM138 179H140V178H137V180L136 181H138ZM142 179V178H141ZM156 179V178H155ZM181 179H183V178H181ZM181 179H177V180H180L181 181ZM186 179V178H185ZM218 179V178H217ZM217 179H213V180H215V181H211V180H209V181H211V182H209L208 183V181H207V183H206V193H204L203 195L205 196H203L204 198H205V201H206V203L208 202V206L207 207H209V206H213V205H215V206H217L216 207V209L218 208L219 209V211H221V212H224V215H226V213H228L227 211H228V196H229V192H228V187L226 186V187H224L225 186V184H224V186H223V182L222 183H218L217 182ZM143 180H146L145 178L143 179ZM161 180V181H160ZM221 180H224V179H221ZM251 181H250V188L249 189H251V190H254L256 187H257V189H259V188H261L262 186H263V189H264V184H258L257 182H256V184H255V179L254 178H252V179H250ZM81 181V180H80ZM139 181H141V180H139ZM150 181V180H149ZM148 181V182H149ZM180 181H178V182H176V183H179ZM188 181H190V180H188ZM220 181V180H219ZM65 182V181H64ZM75 181L73 180V183H74ZM76 182V183H77ZM134 182V181H133ZM142 182V181H141ZM141 182H139V183H141ZM182 182V181H181ZM59 183H61V182H59ZM172 183V184H171ZM175 183V182H174ZM196 183V182H195ZM214 183H216V187H214L215 186V184ZM224 183H226V185H230V184H228L227 182H225L224 181ZM261 183H262V181H261ZM62 184V183H61ZM66 184H67V181H66ZM65 184V185H66ZM90 184V186H88ZM95 184V185H94ZM118 184V185H117ZM136 184H137V182H136ZM143 184H144V181H143ZM207 184H208V186H207ZM65 185H63V187L65 186ZM75 185V184H74ZM74 185H73V187H74ZM92 185V186H91ZM121 185V186H120ZM149 185V184H148ZM193 185V184H192ZM62 186V185H61ZM72 186V185H71ZM117 186H119L118 187V189H115ZM125 186V185H124ZM128 185L126 184V186H125V188L127 187ZM137 186V185H136ZM141 185L139 184L138 185V187L137 188H139ZM146 185L144 184V187H145ZM174 186H176V184H174ZM173 186V187H174ZM179 186V185H178ZM63 187H62V189H63ZM66 187H68V186H66ZM143 186H141L140 187V189L142 188ZM58 188V187H57ZM59 188H60V185H59ZM57 189L58 190V192H57V195L61 198V199H59V200H61L62 201V205H64V198H66L67 197V195L68 196H70L69 195V193H74L73 191H71L70 190V188L68 189V188H65V189H67L65 192L66 193H64V194H67V195H65V197L63 196V191H61V188L60 189ZM84 188V189H83ZM136 188V189H137ZM147 188V187H146ZM177 188V187H176ZM64 189V190H65ZM114 189H115V191H114ZM140 189H139V191H140ZM143 189H145V188H143ZM149 189V188H148ZM147 189V190H148ZM59 190L61 191L60 193H59ZM71 192H70V191ZM79 191L78 193L76 192V191ZM146 190V189H145ZM145 190H143V191H145ZM204 190V191H205ZM114 191V192H113ZM137 191V192H136ZM115 192H117L119 195L118 196H116V195H114V193ZM141 192H142V189H141ZM112 193H113V195L117 198V199H115L114 200V198L112 199L111 198V196H112ZM143 193V192H142ZM146 193V192H145ZM229 193V194H228ZM82 194V195H81ZM179 194V193H178ZM74 195V194H73ZM185 195H187V193L185 194ZM184 195V196H185ZM191 195V194H190ZM196 195V194H195ZM195 195H191L192 197L194 196V200H196L195 198H196V196ZM57 196V197H58ZM191 196H189V197H191ZM72 198H73V196H71ZM141 198V200L143 201V203L141 204V200H140V198ZM187 197V199H188V195L186 196ZM199 198V197H198ZM74 199V198H73ZM185 199V198H184ZM70 200V199H69ZM83 200V201H82ZM203 200V199H202ZM66 201V200H65ZM71 201V200H70ZM96 201H99V203L98 204H100L98 207H100V213L98 214V215H96L95 216V213L96 212H98L97 210L95 211V210H93L92 211V207H93V205H94V203H96ZM35 202V201H34ZM68 202V201H67ZM72 202V201H71ZM78 202H80V203H78ZM82 202V203H81ZM192 202V204H196L197 205V203H193L194 201H190V203ZM196 202H197V200H196ZM33 203V202H32ZM230 203V202H229ZM37 204V203H36ZM35 204V205H36ZM65 204H66V202H65ZM68 204V203H67ZM144 204V205H143ZM191 204V205H192ZM38 205V204H37ZM185 205V207H182V206H184ZM199 205V204H198ZM84 206H85V208H84ZM190 206V205H189ZM95 207V206H94ZM206 207V208H207ZM211 208V207H210ZM94 209V208H93ZM186 209H187V207H186ZM189 209V208H188ZM192 209V208H191ZM183 210H185V209H183ZM95 211V212H94ZM182 211V210H181ZM92 212H93V214H92ZM186 212H187V210H186ZM220 213V212H219ZM97 214V213H96ZM183 215H184V211H183V213H182ZM189 214V213H188ZM81 215H83V214H81ZM83 215V216H84ZM181 216L182 218L183 217H186V215L185 216ZM220 215H221V217H223V214H221L220 213ZM228 215V214H227ZM83 216H82V218H83ZM178 216V217H179ZM112 217H115V218H112ZM252 217V216H251ZM107 218V219H106ZM109 218V219H108ZM175 219H177V218H175ZM174 220V219H173ZM104 223H103V222ZM107 221V222H108ZM113 221V220H112ZM112 221H109V222H111L112 223ZM114 221H113V224L114 225H116L115 223H114ZM178 221V220H177ZM203 221V220H202ZM248 221V220H247ZM102 222V223H101ZM180 222V221H179ZM111 223H109V224H111ZM176 222H173V224H175ZM248 223L249 224H252L254 227H252V228H250L251 229V231H252V233L253 234H255V236H259V234H258V232L260 231V230H263L264 229V212L263 213H260V214H258V213H256L255 215H253V217L251 218V219H249V221H248ZM109 224H108V226H109ZM177 224V223H176ZM207 224V223H206ZM89 225V226H88ZM105 225H103V226H101L100 228L102 229V227H105ZM113 225V226H114ZM95 226V225H94ZM175 226H177V225H174V226H172L173 227V229L172 230H175ZM178 226H180L181 227V225L180 224H178ZM83 227V226H82ZM98 227V226H97ZM110 227V226H109ZM169 227V228H170ZM171 227V228H172ZM205 227H206V225H205ZM83 228H85V227H83ZM99 228V229H100ZM117 228V229H116ZM177 228L178 227H176V230H177ZM199 228V227H198ZM201 228V227H200ZM87 228H85V230H86ZM97 229V228H96ZM99 229H98V231H99ZM100 229V230H101ZM114 229V228H113ZM88 230H87V232H88ZM170 230V229H169ZM200 230V229H199ZM203 230H204V228H203ZM207 230V229H206ZM205 230V231H206ZM97 231V230H96ZM158 231L161 233H158ZM168 231V230H167ZM264 231V230H263ZM88 232V233H89ZM178 232V231H177ZM176 232V233H177ZM115 233H114V235H115ZM226 233V232H225ZM225 233H224V235H225ZM260 233V232H259ZM87 234V233H86ZM95 234V233H94ZM174 234H175V232H174ZM174 234H172L170 237H168V239L170 238L171 240H173V241H175V239H174ZM211 234V233H210ZM227 234V233H226ZM117 235H115V236H113V237H117ZM178 235V234H177ZM183 235V234H182ZM88 236H90V234L88 235ZM137 236V235H136ZM225 236H227L228 237V235H225ZM91 237V236H90ZM121 237V236H120ZM140 237V236H139ZM183 237V236H182ZM182 237H180V239H182ZM187 237V236H186ZM216 237V236H215ZM253 237V236H252ZM89 238V237H88ZM184 238V237H183ZM202 238V237H201ZM223 238V237H222ZM225 238V237H224ZM254 238V237H253ZM168 239H167V241H168ZM204 239V238H203ZM211 239V238H210ZM225 239H228V238H225ZM258 239V238H257ZM257 239H256V241H257ZM92 240V239H91ZM164 240V239H163ZM260 240H261V238H260ZM154 242H158L157 241V239H156V241H155V239L153 240ZM153 241H151L152 243H154ZM180 241V240H179ZM181 241H183V240H181ZM180 241V242H181ZM203 241V240H202ZM207 241V240H206ZM180 242H179V244H180ZM184 242V241H183ZM183 242H182V244H183ZM198 242V241H197ZM220 242V241H219ZM255 242V241H254ZM170 243H171V241H170ZM201 243V242H200ZM205 243V242H204ZM203 243V244H204ZM222 243H223V241H222ZM245 243V242H244ZM175 244V242L172 244V245H174ZM208 244V243H207ZM210 244V243H209ZM214 244V243H213ZM226 244V243H225ZM199 244L197 243V246H198ZM215 245H216V243H215ZM227 245V244H226ZM225 245V246H226ZM176 246V248H175V250L177 251V253L180 251V253H181V250H179L178 251V248L180 247L179 245H178V243H177V245H175ZM201 246V245H200ZM199 246V247H200ZM203 246V245H202ZM201 246V247H202ZM225 246H223V247H225ZM204 247V246H203ZM217 247V246H216ZM218 247H220V246H218ZM165 248H167L168 249V247H165ZM173 248V247H172ZM172 248H170V250L172 249ZM184 248V247H183ZM135 249V248H134ZM201 249V248H200ZM213 249V248H212ZM221 249V248H220ZM224 249V248H223ZM173 250V249H172ZM175 250H173V252L175 251ZM196 250V249H195ZM165 250H163V252H164ZM167 251V250H166ZM176 251L174 252L175 254H177L176 253ZM192 251V250H191ZM200 251V250H199ZM207 251V250H206ZM211 251V250H210ZM214 251V250H213ZM219 251V250H218ZM161 252H162V249H161ZM160 252V253H161ZM195 252V251H194ZM201 252V251H200ZM208 252H209V250H208ZM208 252H207V254H208ZM222 252V251H221ZM199 253V252H198ZM206 253V252H205ZM162 254V253H161ZM160 254V255H161ZM173 254V253H172ZM172 254H168V257L167 258H175L176 256H175V254H173V257H170V256H172ZM211 254V253H210ZM216 254V253H215ZM212 255V254H211ZM211 255L209 256L210 258H211ZM220 255V254H219ZM164 256V255H163ZM213 257H215L214 255H212ZM217 256V255H216ZM166 257V256H165ZM202 257H203V254H202ZM177 259L176 260H178V257H176ZM207 258V257H206ZM210 258H209V260H210ZM212 259V258H211ZM214 259H217V258H214ZM180 260V259H179ZM199 260V259H198ZM208 260V261H209ZM216 261V260H215ZM208 264H210V263H208Z\"/></svg>",
    "mask_w": 264,
    "mask_h": 264
}]
</instances>
